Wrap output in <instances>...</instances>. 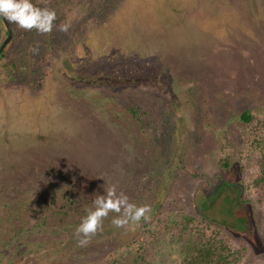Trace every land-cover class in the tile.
Segmentation results:
<instances>
[{"label":"rangeland","instance_id":"obj_1","mask_svg":"<svg viewBox=\"0 0 264 264\" xmlns=\"http://www.w3.org/2000/svg\"><path fill=\"white\" fill-rule=\"evenodd\" d=\"M13 2L0 264L98 263L172 213L264 264L246 157L264 118V0ZM69 198L82 210L61 216Z\"/></svg>","mask_w":264,"mask_h":264},{"label":"trees","instance_id":"obj_2","mask_svg":"<svg viewBox=\"0 0 264 264\" xmlns=\"http://www.w3.org/2000/svg\"><path fill=\"white\" fill-rule=\"evenodd\" d=\"M130 113L135 115L133 111ZM238 117L245 124L254 122L248 110L240 113ZM250 136L252 139L246 157L251 158L259 175L253 179L247 189L259 193L263 191L261 197H264V118L254 122ZM262 202L263 200L260 199L259 203ZM66 203L68 205L64 204L63 209L61 208V216L82 210L75 204L74 199L69 198ZM68 207L71 208L69 212L66 211ZM193 223V218L179 213L158 217L154 227L146 229L151 236L149 242H137V245L132 247L124 246L98 263L88 261L79 264H245L243 251H234L225 240L206 235L195 229ZM152 240L156 241L151 242ZM150 248H152L151 252L148 251Z\"/></svg>","mask_w":264,"mask_h":264},{"label":"flooded vegetation","instance_id":"obj_3","mask_svg":"<svg viewBox=\"0 0 264 264\" xmlns=\"http://www.w3.org/2000/svg\"><path fill=\"white\" fill-rule=\"evenodd\" d=\"M20 1L26 2L27 0H20ZM2 2L4 3V5L2 4ZM9 3L14 4L13 0H0V6H2L0 7V28L3 31V40L0 42V47L8 39L9 32L11 35L8 43L5 45V47L0 52V58H2V56L6 52L7 47L12 43L13 38H14L13 25H16L15 19L12 20L11 18H7V14H12V12L8 13L9 10L4 9L5 7H7Z\"/></svg>","mask_w":264,"mask_h":264},{"label":"water","instance_id":"obj_4","mask_svg":"<svg viewBox=\"0 0 264 264\" xmlns=\"http://www.w3.org/2000/svg\"><path fill=\"white\" fill-rule=\"evenodd\" d=\"M9 32V31H8ZM11 35H10V32H9V35H8V39L2 44V46L0 47V52L2 51V49L5 47V45L8 43L9 39H10Z\"/></svg>","mask_w":264,"mask_h":264}]
</instances>
